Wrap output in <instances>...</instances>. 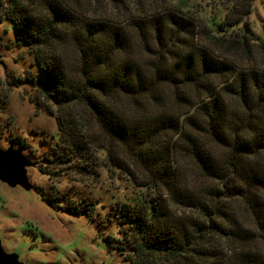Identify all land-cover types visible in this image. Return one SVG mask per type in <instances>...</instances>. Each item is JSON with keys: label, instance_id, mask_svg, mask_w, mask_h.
I'll return each mask as SVG.
<instances>
[{"label": "trees", "instance_id": "16d2710c", "mask_svg": "<svg viewBox=\"0 0 264 264\" xmlns=\"http://www.w3.org/2000/svg\"><path fill=\"white\" fill-rule=\"evenodd\" d=\"M10 1L0 0V22L18 31L56 106L54 160L91 173L97 126L112 139L110 168L138 187L117 211L129 223L114 247L125 260L264 264V42L247 21L253 0L209 26L125 0H109L118 19L94 17L82 0ZM76 107L95 128L81 129Z\"/></svg>", "mask_w": 264, "mask_h": 264}, {"label": "rangeland", "instance_id": "374dc122", "mask_svg": "<svg viewBox=\"0 0 264 264\" xmlns=\"http://www.w3.org/2000/svg\"><path fill=\"white\" fill-rule=\"evenodd\" d=\"M125 1L134 8L153 4L178 9L197 17L205 26L214 19L223 20L237 2ZM2 2L9 5L11 1ZM82 2L83 9L94 17H119L118 1ZM247 21L256 41L264 42V0L251 2ZM19 37L4 17L0 22V147L24 148V154L36 163L29 169V177L38 192L0 183V237L4 248H17L27 264H130L125 254L114 248L129 226L120 222L117 211L121 203L134 197L138 187L123 170L110 168L112 139L97 128L88 113L82 115L79 107L76 110L81 129L96 126V140L103 147L97 152L101 165L86 173L72 158L61 163L54 160L60 150H56V106L41 92V68ZM57 195L67 197L68 204ZM67 206L91 208L92 217L71 212Z\"/></svg>", "mask_w": 264, "mask_h": 264}, {"label": "water", "instance_id": "95a60500", "mask_svg": "<svg viewBox=\"0 0 264 264\" xmlns=\"http://www.w3.org/2000/svg\"><path fill=\"white\" fill-rule=\"evenodd\" d=\"M0 64L2 60L0 58ZM25 154L23 147L9 145L7 148L0 147V183L8 187H21L23 190L38 192L29 177V169L35 167ZM0 264H27L25 257L17 248L6 250L3 239L0 237Z\"/></svg>", "mask_w": 264, "mask_h": 264}]
</instances>
